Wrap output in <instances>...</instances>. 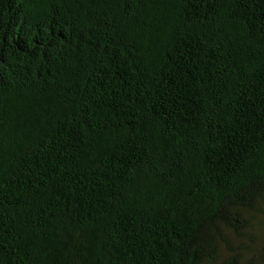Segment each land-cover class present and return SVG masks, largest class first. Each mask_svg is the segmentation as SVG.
Instances as JSON below:
<instances>
[{"label": "trees", "instance_id": "trees-1", "mask_svg": "<svg viewBox=\"0 0 264 264\" xmlns=\"http://www.w3.org/2000/svg\"><path fill=\"white\" fill-rule=\"evenodd\" d=\"M263 236L264 0H0V264H264Z\"/></svg>", "mask_w": 264, "mask_h": 264}, {"label": "rangeland", "instance_id": "rangeland-1", "mask_svg": "<svg viewBox=\"0 0 264 264\" xmlns=\"http://www.w3.org/2000/svg\"><path fill=\"white\" fill-rule=\"evenodd\" d=\"M263 234V233H262ZM258 235V234H257ZM259 242H257V246H258ZM264 245V236H263V240H262V246Z\"/></svg>", "mask_w": 264, "mask_h": 264}]
</instances>
